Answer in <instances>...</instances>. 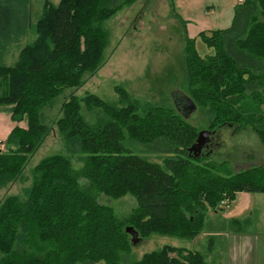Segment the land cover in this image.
Returning <instances> with one entry per match:
<instances>
[{"label": "trees", "instance_id": "obj_1", "mask_svg": "<svg viewBox=\"0 0 264 264\" xmlns=\"http://www.w3.org/2000/svg\"><path fill=\"white\" fill-rule=\"evenodd\" d=\"M135 1L44 0L35 35L26 42L30 0H0V112L18 123L0 141V188L21 176L49 134L44 107L104 65V22ZM198 37L211 51L203 55L196 39L187 38L181 87L204 111L211 131L251 127L264 144V0L240 1L231 26ZM8 54L14 64L3 62ZM117 92L116 103L92 94L64 100L55 122L83 165L75 169L60 155L45 158L24 196L0 200V264H207L204 253L170 245L127 263L126 228L139 237L193 238L222 200L264 193V163L222 175L224 162L190 153L199 133L178 110L143 103L122 87ZM84 107L107 120L90 123ZM136 143L162 153V162L138 154ZM93 190L110 198L131 194L138 206L120 218Z\"/></svg>", "mask_w": 264, "mask_h": 264}, {"label": "rangeland", "instance_id": "obj_2", "mask_svg": "<svg viewBox=\"0 0 264 264\" xmlns=\"http://www.w3.org/2000/svg\"><path fill=\"white\" fill-rule=\"evenodd\" d=\"M51 1L57 4L60 0ZM239 3L240 0H137L107 19L104 22L108 35L104 65L93 74H85L81 86L66 89L52 104L44 107V120L51 125V130L29 156L21 176L0 188V200L9 194L24 196V190L33 183L34 168L45 158L60 155L67 158L73 168H81L82 155L68 148L55 122L64 100L72 94L79 98L92 94L116 103L119 101L117 88L122 87L143 103L162 102L172 106L197 128L198 133L210 130L208 118L201 108L184 107L185 99L189 97L181 87L186 71V42L188 37L194 38L200 53H209L211 50L201 42L199 33L231 26ZM43 4L44 0H30L26 42L35 35L34 26ZM182 19L187 23L186 30ZM15 60L11 54L3 57V62L8 65L14 64ZM82 114L94 124L107 120L104 113L89 112L85 107ZM17 124L8 112L1 111L0 141L6 140ZM19 125L26 127V122ZM212 143L211 152L202 156L208 155L215 162H224L219 171L222 175L264 163V144L251 127L236 130L233 126L223 125L214 130ZM131 145L135 146L138 154H146L151 160L162 162V153H149L137 143ZM82 182L88 183L85 179ZM93 194L98 196L99 202L111 206L120 218L128 217L138 206L131 194L121 198H110L96 190ZM234 219L241 223L230 226L224 233L216 231L220 230L221 224ZM232 231L264 233V193L245 192L226 204H220L217 210L210 209L202 231L193 238L152 233L133 240L129 233L131 250L125 261H137L145 253L170 245L200 251L209 262L208 256L212 252L226 248L224 235Z\"/></svg>", "mask_w": 264, "mask_h": 264}, {"label": "crops", "instance_id": "obj_3", "mask_svg": "<svg viewBox=\"0 0 264 264\" xmlns=\"http://www.w3.org/2000/svg\"><path fill=\"white\" fill-rule=\"evenodd\" d=\"M243 193L245 192H240L237 196ZM228 223L221 224L220 230L216 231L226 232ZM229 233L224 235L226 248L212 252L208 256L210 260L207 264H264V233L240 231Z\"/></svg>", "mask_w": 264, "mask_h": 264}, {"label": "water", "instance_id": "obj_4", "mask_svg": "<svg viewBox=\"0 0 264 264\" xmlns=\"http://www.w3.org/2000/svg\"><path fill=\"white\" fill-rule=\"evenodd\" d=\"M184 103H185L184 107L187 109H192L195 107V103L191 100L190 97L185 99ZM182 111L185 112L184 110ZM213 139H214V131L203 130L199 132L196 141L189 148L190 153H193L196 157L204 155L205 152L210 153L212 147L211 142L213 141ZM126 231L133 236V240L137 238L138 233L137 231L134 230L133 227L128 226L126 228Z\"/></svg>", "mask_w": 264, "mask_h": 264}, {"label": "built area", "instance_id": "obj_5", "mask_svg": "<svg viewBox=\"0 0 264 264\" xmlns=\"http://www.w3.org/2000/svg\"><path fill=\"white\" fill-rule=\"evenodd\" d=\"M240 1H242V0H240ZM227 202H230L229 199H224V200H222L221 205L226 204Z\"/></svg>", "mask_w": 264, "mask_h": 264}, {"label": "flooded vegetation", "instance_id": "obj_6", "mask_svg": "<svg viewBox=\"0 0 264 264\" xmlns=\"http://www.w3.org/2000/svg\"><path fill=\"white\" fill-rule=\"evenodd\" d=\"M213 143L211 142V145H212Z\"/></svg>", "mask_w": 264, "mask_h": 264}]
</instances>
